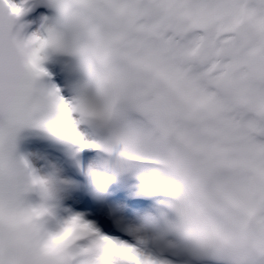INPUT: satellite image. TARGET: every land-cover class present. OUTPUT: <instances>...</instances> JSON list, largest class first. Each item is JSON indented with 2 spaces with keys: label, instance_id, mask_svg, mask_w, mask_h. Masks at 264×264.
I'll return each mask as SVG.
<instances>
[{
  "label": "clouds",
  "instance_id": "9594fccd",
  "mask_svg": "<svg viewBox=\"0 0 264 264\" xmlns=\"http://www.w3.org/2000/svg\"><path fill=\"white\" fill-rule=\"evenodd\" d=\"M111 2L121 9L109 0H20L24 12L42 4L52 13L27 32L22 15L0 0V264H59L72 252L79 264H98L102 255L77 241L87 251L64 244L44 256V244L62 230L57 209L68 181L55 166L42 174L21 143L38 132L82 151L48 126L61 116L57 88L78 109L81 137L97 146L84 170L97 195L127 173L164 194L138 222L118 220V227L218 264H264V76L243 75L250 62L264 65V31L241 15L257 0ZM33 37L47 42L42 74L28 63ZM52 56L62 58L68 95L45 67ZM143 62L152 70H141ZM218 185L247 200L253 215L219 213L210 204ZM33 209L43 215L26 222Z\"/></svg>",
  "mask_w": 264,
  "mask_h": 264
},
{
  "label": "snow or ice",
  "instance_id": "6c2138e0",
  "mask_svg": "<svg viewBox=\"0 0 264 264\" xmlns=\"http://www.w3.org/2000/svg\"><path fill=\"white\" fill-rule=\"evenodd\" d=\"M8 4L10 11L13 15H22L24 13L23 4H17L15 0H5ZM110 6L119 11L121 5L112 3L109 0ZM241 15L243 18L255 22L257 27L264 31V0H257L255 4H244L241 8ZM259 18V19H257ZM239 39H245L241 34ZM46 41L40 40L39 37H33L29 41L30 45H38L34 48L33 54L29 58V66L37 73L42 74L43 69L39 67V51L46 44ZM259 50H252L250 55H256ZM141 70L151 71L152 66L147 62H143L139 66ZM240 67V64L226 66L228 71L221 74L220 80L227 79L231 71H235ZM245 77L250 76H264V65L250 62L248 64V71L243 74ZM53 95L57 98V110L61 116L58 121L51 122L48 126L51 127L60 135L68 136L78 143L81 150L88 155V151L97 146L85 141L79 131L78 122L74 118V113L78 109L67 101L63 96L59 95V89H55ZM207 103V101H202ZM211 169L206 170L203 179L207 180L211 177ZM34 183H42L40 180H34ZM216 200L222 201L217 204ZM210 204L216 208L221 214H227L231 209H241L246 215L252 216L254 209L250 203L242 198L230 195L222 185L216 188V197L210 200ZM88 208L91 209L90 215H83L79 213H70L67 219L60 220L61 232L59 235H54L44 244V256H51L58 251L60 245L67 244L69 248L75 246L76 249H81L77 241L84 244H94L97 249L102 253L98 259V264H165L164 261L158 259L156 256L147 251L143 246V241L134 238L131 234L123 230L122 227L117 226L116 215H110L108 209L103 204H89ZM113 212L118 209L113 208ZM43 215L42 210L33 209L31 213L25 214V221H31L34 216ZM114 221L116 223L114 224ZM87 239H84V238ZM35 264H47L43 259H37ZM59 264H79V258L76 252L70 254V258L66 262H59Z\"/></svg>",
  "mask_w": 264,
  "mask_h": 264
},
{
  "label": "rangeland",
  "instance_id": "374dc122",
  "mask_svg": "<svg viewBox=\"0 0 264 264\" xmlns=\"http://www.w3.org/2000/svg\"><path fill=\"white\" fill-rule=\"evenodd\" d=\"M20 4V0H15ZM20 23L27 25V32H35L40 28L43 17L50 16L51 11L42 4L32 5L25 11ZM53 83L68 95L66 73L62 58L52 56L45 62ZM21 149L29 154L35 168L41 173L51 171L50 166L59 169L62 178L68 181L57 209L58 219H67L70 213L85 216L91 214L89 204H103L110 215L131 226L147 212L153 210L155 204L164 198V194L148 189L134 173H127L108 183L101 194L97 195L94 186L90 185L85 175L89 162L97 155L94 150L72 153L67 145L56 138L43 133H26ZM73 179V180H72ZM118 209L113 212L112 209ZM116 221H114V224ZM144 248L165 262V264H218V258L208 254L187 255L180 250L168 248L162 242L152 239L143 242ZM176 257V258H175ZM178 259V260H177ZM177 261V263H171Z\"/></svg>",
  "mask_w": 264,
  "mask_h": 264
},
{
  "label": "bare ground",
  "instance_id": "6f19581e",
  "mask_svg": "<svg viewBox=\"0 0 264 264\" xmlns=\"http://www.w3.org/2000/svg\"><path fill=\"white\" fill-rule=\"evenodd\" d=\"M30 9H32V6H30L26 11H29ZM88 166V165H87ZM73 180V179H72ZM176 258V257H175ZM178 260V259H177ZM171 263H177V261H172Z\"/></svg>",
  "mask_w": 264,
  "mask_h": 264
}]
</instances>
